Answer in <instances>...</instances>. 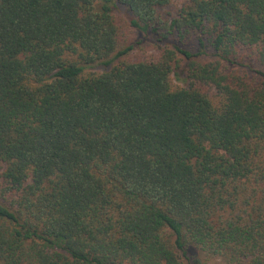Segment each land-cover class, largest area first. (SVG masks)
<instances>
[{
    "label": "trees",
    "instance_id": "1",
    "mask_svg": "<svg viewBox=\"0 0 264 264\" xmlns=\"http://www.w3.org/2000/svg\"><path fill=\"white\" fill-rule=\"evenodd\" d=\"M172 1L0 0V264H264V0Z\"/></svg>",
    "mask_w": 264,
    "mask_h": 264
},
{
    "label": "rangeland",
    "instance_id": "2",
    "mask_svg": "<svg viewBox=\"0 0 264 264\" xmlns=\"http://www.w3.org/2000/svg\"><path fill=\"white\" fill-rule=\"evenodd\" d=\"M182 0H173L170 6L162 11V15L167 20H171L176 17L179 9L182 5ZM115 14L117 18L125 25L126 29L131 24L133 16L126 9L115 8ZM135 40L137 42L135 50L127 57L128 61H138V60H152L158 58L162 49L172 48L175 44L182 49L188 50L193 54H197L200 51V47L196 39L185 42L181 44L177 39V36H172L166 44L158 45L155 41L145 35L140 34L138 31H134ZM199 59H206L205 56L199 57ZM92 71H98L101 69H96L94 67L90 68ZM200 258L205 264H226L223 259L209 258L204 253L200 254Z\"/></svg>",
    "mask_w": 264,
    "mask_h": 264
}]
</instances>
